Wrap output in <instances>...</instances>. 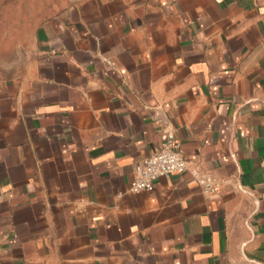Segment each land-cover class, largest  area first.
I'll return each instance as SVG.
<instances>
[{
	"label": "crops",
	"instance_id": "obj_1",
	"mask_svg": "<svg viewBox=\"0 0 264 264\" xmlns=\"http://www.w3.org/2000/svg\"><path fill=\"white\" fill-rule=\"evenodd\" d=\"M173 130L186 171L129 191ZM0 264H264V4L71 0L0 67Z\"/></svg>",
	"mask_w": 264,
	"mask_h": 264
},
{
	"label": "rangeland",
	"instance_id": "obj_2",
	"mask_svg": "<svg viewBox=\"0 0 264 264\" xmlns=\"http://www.w3.org/2000/svg\"><path fill=\"white\" fill-rule=\"evenodd\" d=\"M71 0H0V67L25 53L40 26Z\"/></svg>",
	"mask_w": 264,
	"mask_h": 264
},
{
	"label": "built area",
	"instance_id": "obj_3",
	"mask_svg": "<svg viewBox=\"0 0 264 264\" xmlns=\"http://www.w3.org/2000/svg\"><path fill=\"white\" fill-rule=\"evenodd\" d=\"M261 1L264 4V0ZM186 171H190L199 182L204 194L212 195L217 192L219 184L215 178L196 169H190L184 159L181 143L176 139L175 132L170 130L159 151L135 166L134 178L129 191L132 193L152 192L158 179Z\"/></svg>",
	"mask_w": 264,
	"mask_h": 264
}]
</instances>
